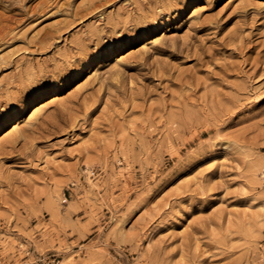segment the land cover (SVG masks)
<instances>
[{"label":"rangeland","instance_id":"rangeland-1","mask_svg":"<svg viewBox=\"0 0 264 264\" xmlns=\"http://www.w3.org/2000/svg\"><path fill=\"white\" fill-rule=\"evenodd\" d=\"M0 264H264V0H0Z\"/></svg>","mask_w":264,"mask_h":264},{"label":"bare ground","instance_id":"bare-ground-1","mask_svg":"<svg viewBox=\"0 0 264 264\" xmlns=\"http://www.w3.org/2000/svg\"><path fill=\"white\" fill-rule=\"evenodd\" d=\"M158 38H153L152 40H150L148 43H154ZM122 58H124V56H120L119 58H117V61H120ZM60 99L59 96L54 95L51 98H49V100L46 102V104H51V103H55ZM32 113L29 114V117H31ZM28 119V118H27ZM19 125V123L14 124L13 128L17 127Z\"/></svg>","mask_w":264,"mask_h":264}]
</instances>
